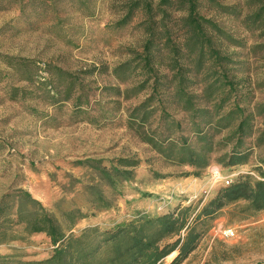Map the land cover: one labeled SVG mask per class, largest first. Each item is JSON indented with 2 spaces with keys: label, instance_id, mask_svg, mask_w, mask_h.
Here are the masks:
<instances>
[{
  "label": "rangeland",
  "instance_id": "1",
  "mask_svg": "<svg viewBox=\"0 0 264 264\" xmlns=\"http://www.w3.org/2000/svg\"><path fill=\"white\" fill-rule=\"evenodd\" d=\"M131 1L0 0V223L12 218L8 231L15 235L0 242V256L40 260L53 250L45 233L26 234L15 222L28 209L24 191L59 222L65 221L64 211L77 209L83 216L70 231L78 234L86 226L104 228L142 213L200 207L226 179L244 173L258 177L255 167H264L259 162L264 145H259L246 164L224 167L213 159L196 176L190 166L169 163L141 139L148 126L138 127L128 111L145 93L124 99L121 91L128 84L114 73L136 56L146 33L142 12L118 24ZM217 1L239 3L242 15L251 9L245 0ZM203 3L202 13L246 43L237 50L246 52L249 74L264 77V47L248 50L256 41L264 43V36L246 30L232 12ZM254 95L264 100V89ZM155 125L153 120L151 128ZM253 141L246 139L247 144ZM120 157L139 164L123 173ZM203 227L196 248L179 264L264 263V209H249L239 200Z\"/></svg>",
  "mask_w": 264,
  "mask_h": 264
},
{
  "label": "trees",
  "instance_id": "2",
  "mask_svg": "<svg viewBox=\"0 0 264 264\" xmlns=\"http://www.w3.org/2000/svg\"><path fill=\"white\" fill-rule=\"evenodd\" d=\"M203 1L132 0L118 24L144 13V41L132 60L114 68L117 77L128 84L121 91L124 99L145 93L128 111L138 127L148 126L140 133L141 139L169 163L190 166L196 176L213 159L224 167L246 164L254 146L264 145V100L254 95V90L264 89V77L258 80L249 74L243 59L246 52L237 50L246 43L202 13ZM207 2L210 8L232 12L246 30L264 36V0H245L251 9L243 15L239 3ZM261 47L264 43L256 41L248 50L256 53ZM131 61L136 63L131 65ZM168 109L181 113V118ZM152 119L158 122L153 128ZM248 138L253 143L247 144ZM213 153L219 154L213 157ZM259 162L264 165V156ZM117 164L129 174L125 168L136 167L139 161L120 157ZM255 169L258 177L238 175L200 207L189 204L161 214L142 213L104 228L86 226L78 234L70 231L76 218L83 216L77 209L64 211L65 221L59 222L24 191L28 209L20 211L15 222L22 223L26 234L45 233L53 250L40 260L3 255L0 264H179L196 248L203 226L227 204L243 200L249 209H264V167ZM30 202L39 206L30 207ZM102 204L108 205L106 201ZM11 220L2 218L0 242L15 238L8 231Z\"/></svg>",
  "mask_w": 264,
  "mask_h": 264
},
{
  "label": "built area",
  "instance_id": "3",
  "mask_svg": "<svg viewBox=\"0 0 264 264\" xmlns=\"http://www.w3.org/2000/svg\"><path fill=\"white\" fill-rule=\"evenodd\" d=\"M231 181L232 180L226 179L224 184H229ZM225 234H227V235L230 234L231 235V234H233V231L232 230H226Z\"/></svg>",
  "mask_w": 264,
  "mask_h": 264
}]
</instances>
